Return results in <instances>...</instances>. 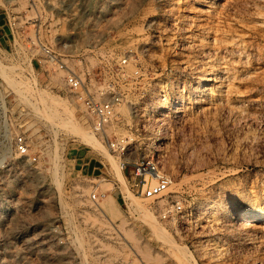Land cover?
I'll return each instance as SVG.
<instances>
[{
	"label": "rangeland",
	"instance_id": "374dc122",
	"mask_svg": "<svg viewBox=\"0 0 264 264\" xmlns=\"http://www.w3.org/2000/svg\"><path fill=\"white\" fill-rule=\"evenodd\" d=\"M65 1L26 33L99 97L120 95L107 136L132 138L130 160L159 137L171 182L166 199L134 193L64 71L0 29V264H264V220L237 221L264 208V0ZM174 197L184 211L161 219Z\"/></svg>",
	"mask_w": 264,
	"mask_h": 264
},
{
	"label": "built area",
	"instance_id": "2783aa9c",
	"mask_svg": "<svg viewBox=\"0 0 264 264\" xmlns=\"http://www.w3.org/2000/svg\"><path fill=\"white\" fill-rule=\"evenodd\" d=\"M65 2V0H0V9L3 13V23L0 29L12 36L13 44L25 42L42 46V51L49 61L64 71L65 85L81 105L92 130L109 146L115 155L123 159L121 162L122 167L128 164L132 165L134 173V181L131 185L132 191L146 199H166L167 189L171 181L159 166L158 150L161 146L159 137L152 141L151 147L141 150L135 160H130L129 157L137 150L135 149V143H132V138L128 136H115L112 138L107 136L105 131V128L112 121L117 120V106L120 102V95L116 94L109 98L99 97L98 94H95L96 92L90 90L82 74L76 71L70 63L50 49L47 46L48 44L39 37L31 38L26 33L27 30L51 28L53 15L63 11ZM122 62H125V59ZM14 149L18 157L25 158L26 162L33 163L36 160L35 156L29 154L27 141L22 135L15 138ZM21 162H24V160L21 159ZM149 179H153L154 183H151ZM101 196H104V193ZM91 198L96 204L98 203L99 195L96 196L95 193H92ZM162 206L160 217L163 220L184 211L182 202L176 197L166 200ZM142 264L156 263L142 262Z\"/></svg>",
	"mask_w": 264,
	"mask_h": 264
},
{
	"label": "bare ground",
	"instance_id": "6f19581e",
	"mask_svg": "<svg viewBox=\"0 0 264 264\" xmlns=\"http://www.w3.org/2000/svg\"><path fill=\"white\" fill-rule=\"evenodd\" d=\"M233 44H237V43H235V41H234V43ZM239 44V43H238ZM240 45V44H239ZM238 45V46H239ZM237 46V45H236ZM240 47V46H239ZM232 56V55H231ZM227 67V66H226ZM225 67V68H226ZM224 69V68H223ZM227 69V68H226ZM226 69H224L223 71H225ZM12 70V69H11ZM228 72V71H227ZM223 73V72H222ZM215 77V76H214ZM213 80V78H212V75H206V76H204V77H202V80H201V84H204V86H205V84L206 83H209V82H211ZM200 82V81H199ZM199 86V85H198ZM211 89V88H210ZM211 91V90H210ZM216 91V90H215ZM215 91H212V93L214 92L215 93ZM217 92V91H216ZM211 92H210V94H212ZM214 95V94H213ZM225 106V105H224ZM229 106H231V105H229ZM232 107V106H231ZM236 107H238V106H236ZM235 107V108H236ZM159 106H157V105H155L154 107H153V111H159ZM237 109V108H236ZM240 109V108H239ZM234 111H236V110H234ZM241 111H242V109H241ZM238 112H240V111H238ZM73 119H74V114H72V116H71ZM161 119V118H160ZM157 138V137H156ZM160 139V138H159ZM54 159V158H53ZM53 161V160H52ZM56 162H57V160H56ZM55 162V163H56ZM111 162V161H110ZM114 161L112 160V163H113ZM54 164V163H53ZM114 164V163H113ZM55 166H56V164H55ZM118 167V166H117ZM117 167H116V169H117ZM121 167H122V165H121ZM119 169H120V167H118ZM117 171H118V169H117ZM52 174V173H51ZM54 176H56V175H54ZM54 179V178H53ZM55 183H56V180H55ZM58 184V183H57ZM253 197H254V195H253ZM80 198V197H79ZM258 198V197H257ZM242 199H244V198H242ZM249 199V198H248ZM238 200V199H237ZM240 200V199H239ZM257 200V199H256ZM237 202V201H236ZM239 202V201H238ZM252 202V201H251ZM111 204V203H110ZM236 204V203H235ZM201 205V204H200ZM238 205V204H237ZM237 205H233L234 206V208H235V211H237L238 212V208H241V207H237ZM255 205H257V204H255ZM111 206H112V204H111ZM111 206H109V207H111ZM240 206V205H239ZM113 207H114V205H113ZM213 207V203H212V201H208V202H206L204 205H203V208L204 209H209V208H212ZM259 207H260V205H259ZM263 207V206H262ZM102 211H103V209L101 208V207H99ZM243 208V207H242ZM144 209H146V208H144ZM241 210V209H240ZM112 213H113V211L112 210H110ZM216 211V210H215ZM145 212V214H147L146 213V210L144 211ZM148 213H149V215H150V213H151V215L150 216H148V214H147V216L148 217H150L151 219H149L148 217H146V218H148L150 221L155 217V216H153V218H152V212H149V210H148ZM202 215V214H201ZM200 215V216H201ZM211 216V215H210ZM238 218H237V221L239 222V223H244V225L245 226H253L255 223H254V221L256 222V221H258V220H264V208H255V209H251V210H245L244 212H239V215L237 216ZM215 218V217H214ZM204 219V218H203ZM208 219V218H207ZM217 219V218H216ZM154 220V219H153ZM213 220V219H212ZM215 221V220H214ZM255 226V225H254ZM160 228V227H159ZM158 229V228H157ZM164 231V230H163ZM161 229H158V232L161 234V235H163L164 236V232H163ZM166 233V232H165ZM167 234V233H166ZM209 242H211V241H209ZM80 243V242H79ZM80 245V244H79Z\"/></svg>",
	"mask_w": 264,
	"mask_h": 264
}]
</instances>
